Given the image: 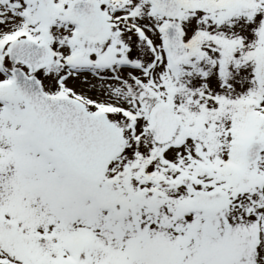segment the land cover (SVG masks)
<instances>
[{"label":"snow or ice","instance_id":"6c2138e0","mask_svg":"<svg viewBox=\"0 0 264 264\" xmlns=\"http://www.w3.org/2000/svg\"><path fill=\"white\" fill-rule=\"evenodd\" d=\"M0 264H264V0H0Z\"/></svg>","mask_w":264,"mask_h":264}]
</instances>
